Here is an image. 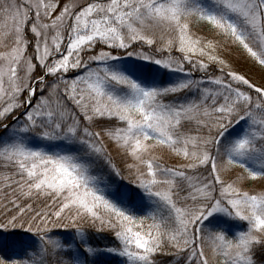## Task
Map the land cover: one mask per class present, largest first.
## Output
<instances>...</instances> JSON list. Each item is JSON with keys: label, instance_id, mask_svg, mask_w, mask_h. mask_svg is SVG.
Instances as JSON below:
<instances>
[{"label": "snow or ice", "instance_id": "6c2138e0", "mask_svg": "<svg viewBox=\"0 0 264 264\" xmlns=\"http://www.w3.org/2000/svg\"><path fill=\"white\" fill-rule=\"evenodd\" d=\"M0 17V264H264V0Z\"/></svg>", "mask_w": 264, "mask_h": 264}, {"label": "rangeland", "instance_id": "374dc122", "mask_svg": "<svg viewBox=\"0 0 264 264\" xmlns=\"http://www.w3.org/2000/svg\"><path fill=\"white\" fill-rule=\"evenodd\" d=\"M0 21H2V17H0ZM0 50H3V49H0ZM234 55H240V53L237 51L236 53H234ZM240 58H241V61H243V57L241 56ZM245 67H251V64L250 63L246 64ZM259 72H260V70L258 67L253 69V75L255 78L259 77ZM124 183H127V181H124Z\"/></svg>", "mask_w": 264, "mask_h": 264}]
</instances>
